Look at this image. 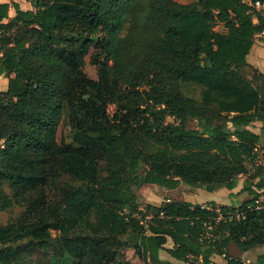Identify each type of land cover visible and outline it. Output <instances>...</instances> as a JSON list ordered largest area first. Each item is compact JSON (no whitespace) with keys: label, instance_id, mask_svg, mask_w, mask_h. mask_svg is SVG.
<instances>
[{"label":"trees","instance_id":"trees-1","mask_svg":"<svg viewBox=\"0 0 264 264\" xmlns=\"http://www.w3.org/2000/svg\"><path fill=\"white\" fill-rule=\"evenodd\" d=\"M25 1L30 8L0 0V210L25 207L10 228L20 243L0 231V264H27L21 252L50 245L32 264H115L126 247L144 264H216L214 254L247 264L228 244L264 247V202L255 207L264 192V72L246 60L256 36L264 40V8L257 0ZM91 48L95 79L83 71ZM62 122L72 143L57 138ZM239 176L250 197L238 206L163 199L142 209L137 201L146 183L212 191Z\"/></svg>","mask_w":264,"mask_h":264},{"label":"rangeland","instance_id":"rangeland-1","mask_svg":"<svg viewBox=\"0 0 264 264\" xmlns=\"http://www.w3.org/2000/svg\"><path fill=\"white\" fill-rule=\"evenodd\" d=\"M18 2L21 8L30 7V4L25 0H15ZM179 2H188L190 0H177ZM9 15L14 14V10L12 8L8 11ZM128 24V18L124 21V25ZM218 31H224V27L222 24H216L214 27ZM93 53V49L91 48L88 54L84 58L83 63V71L89 78H96L97 77V67L92 62L91 54ZM241 74L251 77L252 71L245 67L241 69ZM6 78L4 76H0V89L3 87ZM3 82V83H2ZM114 110L113 105L108 106L109 113H112ZM167 121H172L171 117L167 118ZM194 121H189L188 125L192 126ZM57 138L59 141H63L65 143H72V136L70 132L69 126L62 122V124L58 128ZM242 177V176H240ZM237 183V182H236ZM3 188L9 194H11L9 186L7 182L3 183ZM240 193L232 194L230 196L231 203L235 206L241 204V202L248 197V192L242 190L241 188ZM194 197H200V190H197L193 186L186 185L184 183H180L173 189H169L158 184L153 183H146L143 184L137 190V201L140 205V208L145 209L146 203L157 205L163 199L170 198L172 200H184ZM24 205L21 204H13L9 208L5 210H0V231L2 234H5L8 237V243H20L18 236L13 232L14 229H11V226L14 224H18L24 217ZM52 239L55 238V231H51ZM3 244L0 242V247ZM166 247L171 246V241H168L165 244ZM54 247L52 245L48 246L45 250L40 248H26L23 252H21L19 256L20 262H25L27 264H32L34 262H38L39 260L45 259L49 253L53 252ZM228 251L231 255L240 257L244 262L249 264L250 262L255 261L257 255L262 254L264 255V247L263 246H256L248 251H240L236 245L230 241L228 244ZM160 256L162 258H169L168 254L165 250L160 251ZM195 260L190 263L185 264H195ZM115 264H144L138 254L135 252L133 247H126L118 251L115 257Z\"/></svg>","mask_w":264,"mask_h":264},{"label":"crops","instance_id":"crops-1","mask_svg":"<svg viewBox=\"0 0 264 264\" xmlns=\"http://www.w3.org/2000/svg\"><path fill=\"white\" fill-rule=\"evenodd\" d=\"M26 8H30V7H26ZM262 37H263V34H258L256 36L254 43L249 53L246 56V60L249 64L257 68L259 71L264 72V40ZM3 82H4V85L1 89L6 88V84H7L6 80ZM255 124L258 126L260 123L256 122ZM259 161H261L264 164V152L261 155ZM244 179H245V176H242V177L239 176L237 179L236 185L231 189L226 188L224 186H220V187L215 188L212 191H208L204 189L203 187H195L197 190H200V197H194V198H189V199H184V200L190 201L192 203H200L204 206H209V207L212 205H214L215 207H218L219 205H233L231 203L230 196L232 194L242 192L241 188L243 186ZM249 197L250 195H248L246 199H248ZM166 199L168 200L170 198H166ZM259 200L264 202V192L262 195L259 196ZM211 260L216 264H225V260L223 259V256L219 254L212 255Z\"/></svg>","mask_w":264,"mask_h":264},{"label":"built area","instance_id":"built-area-1","mask_svg":"<svg viewBox=\"0 0 264 264\" xmlns=\"http://www.w3.org/2000/svg\"><path fill=\"white\" fill-rule=\"evenodd\" d=\"M254 6L257 7V8H264V2H261V1L257 0V1L254 2ZM255 202H256V206H255L256 208L261 206L260 203H259L260 202L259 199H257Z\"/></svg>","mask_w":264,"mask_h":264}]
</instances>
